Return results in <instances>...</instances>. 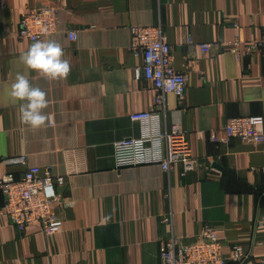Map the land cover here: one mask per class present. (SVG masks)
Masks as SVG:
<instances>
[{"label":"crops","instance_id":"1","mask_svg":"<svg viewBox=\"0 0 264 264\" xmlns=\"http://www.w3.org/2000/svg\"><path fill=\"white\" fill-rule=\"evenodd\" d=\"M43 6L56 9L58 29L40 40L61 44L71 65L66 79L28 73L18 59L33 43L16 35L20 15ZM157 23L175 68L187 66L183 98L166 96V118L186 131L194 159L184 174L180 164L168 173L158 165L116 168L112 157L115 140L140 133L130 114L149 110L156 94L135 77L143 58L128 48L129 27ZM263 25L264 0H0V176H20L23 166L5 159L24 154L64 177L55 184L62 224L50 235L38 222L19 229L0 191V264H157L162 238L190 240L205 224L216 228L224 254L240 244L251 250L241 264H264V143L209 138L241 115L258 117L264 131V57L239 59L227 45L236 34L259 38ZM18 72L47 93L51 125L20 123L7 94Z\"/></svg>","mask_w":264,"mask_h":264},{"label":"built area","instance_id":"2","mask_svg":"<svg viewBox=\"0 0 264 264\" xmlns=\"http://www.w3.org/2000/svg\"><path fill=\"white\" fill-rule=\"evenodd\" d=\"M58 16L52 7L27 8L19 18L17 37L31 41L56 32ZM128 48L142 55L143 62L135 67L137 79L142 78L156 90L154 104L149 110L132 112L130 119L140 127L138 136H126L113 142L112 157L116 168L139 165H158L169 172L174 164L182 166V174L194 167L186 131L177 120H167L168 93L181 100L187 85V66L175 68L172 48L166 40L161 23L155 25L133 24L129 27ZM67 37L77 38L74 30L67 31ZM192 40L190 39L189 42ZM228 50L242 58L259 53L264 57V25L259 38L243 41L237 34L227 42ZM205 50L211 47L209 42H200ZM259 118L250 115L234 116L227 122L210 131V140L215 143H227L231 138L248 143H264V131L257 129ZM7 164L23 166L20 176L8 171L0 176V191L4 196L3 212L19 228L24 229L31 222H38L45 235L60 230L62 218L57 212L59 194L55 184H62L64 177L56 175L50 166L29 164L27 157H8ZM164 223H171L165 216ZM190 240L170 233L159 241L157 264H226L233 261L241 264L250 256L251 250H245L240 244H230L228 254L223 253L225 243L219 239L216 228L209 224Z\"/></svg>","mask_w":264,"mask_h":264},{"label":"clouds","instance_id":"3","mask_svg":"<svg viewBox=\"0 0 264 264\" xmlns=\"http://www.w3.org/2000/svg\"><path fill=\"white\" fill-rule=\"evenodd\" d=\"M64 51L55 39L35 40L19 56V62L28 73H38L47 80L66 79L71 73V65L64 59ZM11 101L19 105V120L31 129H40L51 125L54 118L46 109L50 101L47 93L34 86L26 73L18 72L14 81L7 88Z\"/></svg>","mask_w":264,"mask_h":264},{"label":"trees","instance_id":"4","mask_svg":"<svg viewBox=\"0 0 264 264\" xmlns=\"http://www.w3.org/2000/svg\"><path fill=\"white\" fill-rule=\"evenodd\" d=\"M232 264H236L235 262H233Z\"/></svg>","mask_w":264,"mask_h":264}]
</instances>
